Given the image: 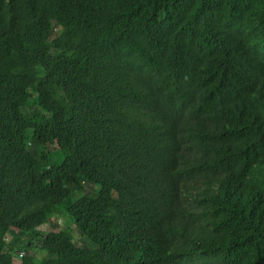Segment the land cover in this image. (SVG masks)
Returning a JSON list of instances; mask_svg holds the SVG:
<instances>
[{"label":"trees","instance_id":"obj_1","mask_svg":"<svg viewBox=\"0 0 264 264\" xmlns=\"http://www.w3.org/2000/svg\"><path fill=\"white\" fill-rule=\"evenodd\" d=\"M16 260L264 264V0H0Z\"/></svg>","mask_w":264,"mask_h":264},{"label":"rangeland","instance_id":"obj_2","mask_svg":"<svg viewBox=\"0 0 264 264\" xmlns=\"http://www.w3.org/2000/svg\"><path fill=\"white\" fill-rule=\"evenodd\" d=\"M81 196H83L82 193H80V194H76L75 196L73 195V196H72V200H73V201H74V200H77V199H79ZM57 212H61V213L63 214V216L65 215L64 211H63L61 208H59ZM65 216H67V215H65ZM67 217H68V216H67ZM57 219H58L59 223H60L61 225H63V226H68L69 223H70V221H69L67 218H65V217H61L60 215L57 216ZM41 231H42L43 233L46 234L47 232L54 231V230H53V228H52L51 226L45 225V226L41 227ZM77 245H79V244L77 243ZM39 255L45 257L46 253H41V254H39ZM16 261H17V260H16ZM16 264H19V261H17Z\"/></svg>","mask_w":264,"mask_h":264},{"label":"clouds","instance_id":"obj_3","mask_svg":"<svg viewBox=\"0 0 264 264\" xmlns=\"http://www.w3.org/2000/svg\"><path fill=\"white\" fill-rule=\"evenodd\" d=\"M76 194H80V193H75L74 196H75ZM81 197H82V196H81ZM81 197H80V198H81ZM80 198H79V199H80ZM77 200H78V199H77ZM77 200H74V201H77Z\"/></svg>","mask_w":264,"mask_h":264}]
</instances>
